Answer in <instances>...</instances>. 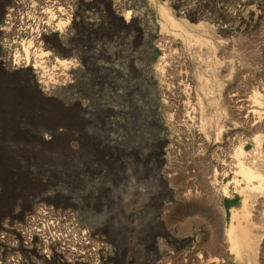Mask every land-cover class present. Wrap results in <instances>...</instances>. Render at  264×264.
I'll list each match as a JSON object with an SVG mask.
<instances>
[{"label": "rangeland", "instance_id": "obj_1", "mask_svg": "<svg viewBox=\"0 0 264 264\" xmlns=\"http://www.w3.org/2000/svg\"><path fill=\"white\" fill-rule=\"evenodd\" d=\"M49 9L60 27L22 31L33 74L0 55V225L39 203L73 213L88 244L57 264H264V194L247 189L264 181V0Z\"/></svg>", "mask_w": 264, "mask_h": 264}, {"label": "bare ground", "instance_id": "obj_2", "mask_svg": "<svg viewBox=\"0 0 264 264\" xmlns=\"http://www.w3.org/2000/svg\"><path fill=\"white\" fill-rule=\"evenodd\" d=\"M8 1V7L5 9V15L2 25L0 26V36L3 38V43H1L2 51L0 55L3 57H8V61L1 59V62L8 63V66H11L13 69L23 71L28 70V73L13 72L11 74L12 76L18 77L19 75H29V73L33 74L31 71H29L31 68L29 66V58H26L29 57V54L24 50L25 41L22 38V31L25 32V30L28 28L34 30L33 32H30V40H32L34 43H37L42 37H46L47 32L53 30L54 28L56 29L57 27H60V25L63 23L60 22L59 24L55 25L51 24V13H49V15L48 11L50 10L49 8L55 5V0ZM67 8L71 13L72 7L68 6ZM60 11H67V9H61ZM47 14L49 16H47ZM70 18H72V16H70ZM70 18L66 19L67 22L70 20ZM44 27H46V30H42ZM10 37L12 38V41H9ZM8 42H10V44H8ZM12 52L13 54H11ZM34 63L36 64L35 60ZM61 64L65 65L64 63ZM38 67L40 68V64H38ZM32 68V70H38V68ZM261 166L262 164H254V166L251 165L249 168H245L243 166L239 167L240 174H242V176L247 181L246 184H248L252 178H261V174L259 172ZM213 178H211V180H213ZM262 182L263 183L255 187L250 185L251 188H247L249 193L264 194V181L262 180ZM210 185L209 186L213 189V192L218 195L217 201H220V190L217 189L215 183L210 182ZM253 207L254 206H250V209ZM59 208L39 203L36 204L30 211L23 214L19 219L7 221L0 225V248L9 250L16 249L20 251L23 254L22 256L25 258L28 256V254L34 255L40 258L42 261H47L46 264H57L59 262L64 263L70 255L76 252L78 247L88 244L89 236L86 231L79 229L73 213H70L69 211H63ZM218 211L220 212L221 216L224 215L223 206L220 205L219 202ZM248 234L249 231H247V234H244L245 240L242 245L246 248L248 245L252 246L253 240L256 241L255 238L252 240ZM225 237L226 243L228 242L230 249L236 250L237 241L235 232L231 231ZM247 237L252 242L249 243V241L246 240ZM251 253H248V255L250 256ZM58 258H61V261ZM31 261L33 262V259ZM12 262L13 263L11 264L23 263L20 257L16 261Z\"/></svg>", "mask_w": 264, "mask_h": 264}]
</instances>
